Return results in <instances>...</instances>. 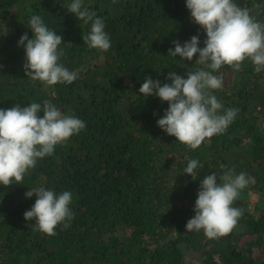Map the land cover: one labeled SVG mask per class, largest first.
Listing matches in <instances>:
<instances>
[{"label":"trees","instance_id":"16d2710c","mask_svg":"<svg viewBox=\"0 0 264 264\" xmlns=\"http://www.w3.org/2000/svg\"><path fill=\"white\" fill-rule=\"evenodd\" d=\"M70 2L0 0V108L48 99L86 122L22 184L0 185V264H264V72L250 60L218 70L224 86L213 92L238 114L224 133L191 149L158 126L167 102L138 91L149 76L163 82L169 72L186 77L201 67L198 54L190 61L169 54L173 41L193 35L204 46L185 0H84L105 22L107 51L83 41L90 23L68 12ZM236 2L264 21V0ZM33 14L62 36L59 62L79 74L71 84L26 75L17 41L25 32L32 38ZM193 158L203 167L191 177L183 171ZM229 169L255 178L234 201L243 210L237 225L216 239L186 231L200 181ZM41 185L73 193L70 226L54 235L23 215L36 199L25 193Z\"/></svg>","mask_w":264,"mask_h":264},{"label":"clouds","instance_id":"9594fccd","mask_svg":"<svg viewBox=\"0 0 264 264\" xmlns=\"http://www.w3.org/2000/svg\"><path fill=\"white\" fill-rule=\"evenodd\" d=\"M190 17L206 34L203 47L199 35H193L181 44L173 41L169 49L173 57L192 60L201 65L185 76L169 72L165 81L145 78L139 93L159 97L167 102L158 126L167 134L191 149L198 148L206 138L224 133L236 118L239 109L225 108L213 90L224 86L223 66L239 70L242 62L250 60L257 73L264 72V21L258 20L247 7L236 0H185ZM68 12L90 31L83 35L89 48L107 51L111 39L104 20L85 6L84 0H71ZM33 33L29 38L25 32L17 41L25 53L24 70L33 80L47 85L71 84L78 72L59 62L62 51L58 46L62 36L50 29L38 14L28 21ZM43 115H38L39 113ZM86 122L73 114H65L51 100L31 102L24 106L0 108V185L19 183L38 160L52 155L55 147L79 134ZM203 165L198 159H190L183 173L191 177L198 175ZM219 176V180L217 177ZM255 182L246 172L235 173L234 169L205 176L200 181L194 203V216L185 225L186 231L200 232L210 239L230 233L237 225L243 210L234 207L240 191ZM35 194V202L24 212L25 219L35 220L39 231L54 235L58 225L70 226L74 213L70 205L73 193L69 190L57 192L52 188L37 186L29 188L26 198Z\"/></svg>","mask_w":264,"mask_h":264}]
</instances>
